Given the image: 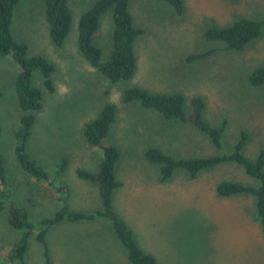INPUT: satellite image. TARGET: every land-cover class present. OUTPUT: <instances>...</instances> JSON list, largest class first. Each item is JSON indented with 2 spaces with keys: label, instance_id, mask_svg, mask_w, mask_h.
Returning a JSON list of instances; mask_svg holds the SVG:
<instances>
[{
  "label": "rangeland",
  "instance_id": "374dc122",
  "mask_svg": "<svg viewBox=\"0 0 264 264\" xmlns=\"http://www.w3.org/2000/svg\"><path fill=\"white\" fill-rule=\"evenodd\" d=\"M93 1L66 0L71 19L60 46L48 35L42 0H19L14 7L13 39L26 45L27 55L41 56L53 66L51 91L37 70L31 72L32 84L41 91V106L25 144L51 184L49 195L14 159L19 109L13 83L18 66L10 57L0 56V153L10 198L33 223L58 208L56 196L66 195L70 209L98 208L95 186L76 177L74 169L96 170L101 148L85 142L82 128L109 103L114 106V120L103 143L118 151L114 175L120 182L113 208L139 247L161 264H264L254 198L250 194L221 197L215 192L221 180L255 184L241 167L221 162L194 177L177 168L160 181L157 166L143 156L144 149L153 145L177 158L228 152L240 131L247 135L245 157L253 158L264 145V84L253 86L247 81L253 68L264 66V22L260 34L239 50L203 37L209 26L229 24L238 17L262 18L264 0H181L179 13L161 0H127L133 26L140 32L132 41V75L115 82L91 66L76 47L77 19ZM98 22L92 41L105 60L111 50V11L103 12ZM131 86L151 93H179L186 107L190 97H201L205 119L212 124L225 120L221 146L214 147L186 122L168 121L137 101L123 102L121 93ZM62 158L67 159L64 170L59 169ZM61 185L67 191L56 189ZM34 234L27 239L24 264H130L105 219L50 225L44 234L47 261ZM19 235L1 210L0 264H9L3 257Z\"/></svg>",
  "mask_w": 264,
  "mask_h": 264
},
{
  "label": "trees",
  "instance_id": "16d2710c",
  "mask_svg": "<svg viewBox=\"0 0 264 264\" xmlns=\"http://www.w3.org/2000/svg\"><path fill=\"white\" fill-rule=\"evenodd\" d=\"M19 0H0V56L10 57L17 64L13 89L15 103L19 109L18 126L14 133L17 142L13 149L14 159L19 168L43 184L42 189L48 192L50 185L48 175L33 158L25 151V144L30 135L34 115L41 106V91L31 82V72L37 70L44 87L52 90L50 74L53 66L43 57L27 55L26 45L13 39L10 23L13 10ZM172 6L177 13L182 9L181 0H161ZM44 4L43 17L47 25L48 35L55 46H60L66 36L71 19L66 0H42ZM111 11V50L105 60L100 59V50L93 43V34L98 27L100 15L106 10ZM264 14L259 19L238 17L229 24L209 26L203 31L204 39L219 41L225 49L239 50L249 40L261 32ZM127 10V0H94L79 15L76 23V47L80 55L110 82L127 79L134 68L132 41L137 33ZM247 81L253 86L264 84V66L255 67L247 76ZM1 95V91H0ZM123 102L137 101L141 107L151 109L162 118L173 122H186L195 130L204 134L210 143L219 148L220 138L225 127V120L212 124L203 115L204 100L192 96L188 107L184 105V97L179 93H151L137 86L125 88L121 93ZM114 120V106L105 104L98 114L82 128V137L89 146L101 148L102 155L97 162V168L91 172L76 167V177L93 184L97 191L99 207L92 211L70 209L66 204V195L56 196L60 204L50 216L33 223L26 211L11 198L6 184L4 159L0 153V211L5 210V221L14 230H19V237L11 244L3 259L9 264H24L23 256L27 248V239L34 232L36 241L42 246L43 257L47 261L44 234L48 227L58 223H77L105 219L119 243L125 250V258L130 264H161L155 257L142 250L123 220L113 208V194L120 185L114 175V166L118 151L111 143H103L107 137L109 126ZM247 135L240 131L228 152L205 157H173L156 145L148 146L143 151L144 158L158 168L159 180L171 177L177 168L185 171L188 177L206 168H212L221 162H233L242 168L243 172L255 180V184L246 185L236 181L221 180L215 186L218 196L250 194L254 198V216L257 218L260 233L264 240V145L258 148L253 158L243 154ZM67 159L60 160V170H64ZM51 188V187H50ZM67 191L66 185L56 188ZM54 200V199H52ZM5 208V209H4Z\"/></svg>",
  "mask_w": 264,
  "mask_h": 264
}]
</instances>
